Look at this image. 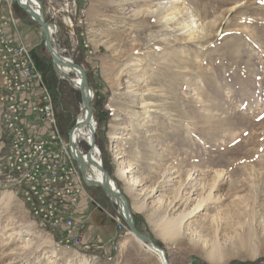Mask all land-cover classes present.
Instances as JSON below:
<instances>
[{
	"label": "rangeland",
	"instance_id": "rangeland-1",
	"mask_svg": "<svg viewBox=\"0 0 264 264\" xmlns=\"http://www.w3.org/2000/svg\"><path fill=\"white\" fill-rule=\"evenodd\" d=\"M41 1L47 19L59 25L53 30L62 54L81 61L95 87V155L109 163L169 263L170 254L182 264L192 257L198 264H264V0H80L84 21L73 26L52 19L49 0ZM11 14L49 74L59 127L68 138L82 113L80 92L50 66L41 27L15 0H0V16ZM111 132L122 138L113 141ZM3 139L0 120V158ZM79 140L87 151V139ZM129 166L136 172L120 179L118 169ZM218 173L225 179L213 187ZM134 177L138 183L130 186ZM88 189L102 207L86 203L73 215L85 242L93 241L88 215L98 212L115 226L108 212L118 208L101 187ZM175 193L181 199L168 206ZM191 211L177 236H164L163 219ZM61 239L0 177V264H161L130 230L111 256ZM211 250L226 260L210 261Z\"/></svg>",
	"mask_w": 264,
	"mask_h": 264
},
{
	"label": "built area",
	"instance_id": "built-area-1",
	"mask_svg": "<svg viewBox=\"0 0 264 264\" xmlns=\"http://www.w3.org/2000/svg\"><path fill=\"white\" fill-rule=\"evenodd\" d=\"M79 1L49 0L47 12L55 21L62 17L68 25L83 23L85 9ZM18 26L12 14L8 20L0 16V120L4 133L0 177L6 186L19 191L39 224L50 232H62V242L88 249L94 244L82 239L73 215L88 202L102 206L88 191L68 138L59 127L53 91ZM93 53L87 49L89 56ZM35 112L38 122L27 124L24 115ZM108 213L117 226L112 248L118 250L129 230L119 214ZM96 247L103 249L104 245Z\"/></svg>",
	"mask_w": 264,
	"mask_h": 264
},
{
	"label": "water",
	"instance_id": "water-1",
	"mask_svg": "<svg viewBox=\"0 0 264 264\" xmlns=\"http://www.w3.org/2000/svg\"><path fill=\"white\" fill-rule=\"evenodd\" d=\"M15 2L41 27L43 43L50 53V63L58 78L70 81L80 92L81 112L85 114V117L83 120H78L79 116L76 118L75 123L68 132V144L73 158L81 169L85 183L89 187H101L110 199L117 204L118 213L134 236L145 243L149 249L160 255L164 264H169L165 250L159 247L152 237L139 230L129 197L121 190L114 176L105 167L103 160L95 156L97 148H99L97 143V132L95 128L92 127L96 119V112L93 107L95 87L90 83L87 69L72 57L62 54V49L59 46L56 33L52 29L53 25L57 28H59V25L47 19L41 0H15ZM62 68H70L79 76V86H76L75 78L71 74L64 73ZM81 127H87L89 129L90 140L88 142L89 148L87 151H84L79 142L74 138L75 130ZM94 169L100 172V176L96 174ZM113 182H115L116 185L113 184Z\"/></svg>",
	"mask_w": 264,
	"mask_h": 264
},
{
	"label": "bare ground",
	"instance_id": "bare-ground-1",
	"mask_svg": "<svg viewBox=\"0 0 264 264\" xmlns=\"http://www.w3.org/2000/svg\"><path fill=\"white\" fill-rule=\"evenodd\" d=\"M37 4H38V2H37ZM55 26L53 25V27H52V29H55V28H57V27H55ZM54 31V30H53ZM62 70H63V72L64 73H68V74H70L69 73V71L70 70H72V69H70V68H62ZM73 71V70H72ZM75 80V84H76V86H79V83H78V80H79V76L77 77V78H75L74 79ZM117 87L116 86H113V89L115 90V93H117V89H116ZM146 102V101H145ZM123 103V102H122ZM149 103V102H148ZM143 106H145V104L143 103ZM146 107V106H145ZM137 116V115H136ZM85 117V114L84 113H81L80 115H79V117H78V120H83V118ZM115 120H119V118H116ZM97 126H98V122H97V119H95V122L93 123V128H95V130L97 131ZM131 128H133V127H131ZM114 132V131H113ZM113 132H111V139L114 141V140H116V139H119V138H122V136L121 135H116L115 133H113ZM82 137H85L86 139H87V141L89 142V140H90V133H89V129L87 128V127H81V128H77L76 130H75V132H74V138L78 141L79 139H81ZM78 142H80V140L78 141ZM99 147V146H98ZM98 152H100V148H97V153ZM96 156V155H95ZM99 159V158H98ZM135 169H136V167H133V166H129V167H126V168H120V169H118V171H117V175H118V177L121 179H128V178H130V176H129V173H134V172H136L135 171ZM95 170V172H96V174L97 175H99L100 176V172L97 170V169H94ZM226 174V173H225ZM221 176V174H217L216 175V179H215V181H214V183H213V187H216V186H218L219 185V183H220V181L223 179H225V176H223V178L220 180L219 178H221L220 177ZM214 177H215V175H214ZM137 179L138 178H136V177H134V178H132V183H128L130 186L132 185L133 186V184H136V182H137ZM220 181H219V180ZM138 183V182H137ZM113 184H115L116 185V183L115 182H113ZM218 184V185H217ZM129 185H128V187H127V189L128 190H131V187H129ZM193 187V185H191L190 186V188H192ZM190 188H187V187H185L184 189H183V191L185 190H189ZM154 191V190H153ZM157 191H159V189H157L156 190V192ZM155 192V193H156ZM154 193V194H155ZM180 195H181V191H180V193H179ZM179 194H177V193H175V195H173L172 197H170V199L168 200V206L169 205H173L174 204V202L178 199V200H180L181 198L179 197ZM182 194H183V192H182ZM12 192H7L6 193V195L5 196H7V197H9V198H11L12 197ZM182 197V196H181ZM211 197V192H210V194L208 195V197H204L201 201H199V203L196 205V207H195V210L196 209H198V208H200L203 204H204V202L205 201H207L209 198ZM175 205H176V203H175ZM191 213H193V211H191V212H189V213H180V215L179 216H177L176 218H173V217H167V218H165V219H163L162 220V222H161V224H160V227H161V229H162V231H163V234H164V236L166 235V237H168V238H174L175 236H177L180 232H181V227H182V223H183V221H184V219H185V217L189 214H191ZM130 233H131V235H133L134 236V234L130 231ZM135 237V236H134ZM138 239V238H137ZM140 242H142L140 239H138ZM126 241L127 240H125L124 241V243H126ZM47 242L50 244V243H53V241L50 239V238H48V240H47ZM143 243V242H142ZM143 244H145V243H143ZM146 245V244H145ZM147 246V245H146ZM148 247V246H147ZM150 251H152L154 254H156V256H157V258H158V260L161 262V264H164V262H163V259L161 258V256L160 255H158L156 252H154L153 250H151V249H149ZM221 253L222 252H219L218 250L216 251V250H211L210 251V253H208V257H209V260L210 261H212V262H214V263H222L221 261H225L226 259H225V257H224V254L223 255H221ZM166 256H167V253H166ZM167 258H168V256H167ZM225 259V260H224ZM13 263V262H12ZM168 263H169V261H168ZM170 264V263H169Z\"/></svg>",
	"mask_w": 264,
	"mask_h": 264
},
{
	"label": "crops",
	"instance_id": "crops-1",
	"mask_svg": "<svg viewBox=\"0 0 264 264\" xmlns=\"http://www.w3.org/2000/svg\"><path fill=\"white\" fill-rule=\"evenodd\" d=\"M22 35H23V33H22ZM48 75H49L48 73L45 75L47 81L49 80ZM58 105H59V102L56 99V106H58ZM37 119H38V115L36 112L35 113H27L24 115V121L30 125H32V123H34V121L38 122ZM88 191H89V193L91 192L89 189H88ZM87 218L88 219H87V225L86 226L88 228V231L90 232V236L93 237L92 242H93L94 246H97L99 243H103L104 247H103V249H101V252H103L105 255L106 254L108 255V250H110L109 256H111L112 252H113L112 241L116 238V236L118 234L116 224L114 226L110 221L103 220L100 215L98 216V212H94V214L88 215ZM110 228L112 229L111 230L112 233L105 236L104 232H108ZM88 241H90V240H88ZM169 258H170L171 264H182L179 260H176V259H173L172 257H170V254H169ZM189 263L190 264H198V259L196 257H192L190 259Z\"/></svg>",
	"mask_w": 264,
	"mask_h": 264
},
{
	"label": "trees",
	"instance_id": "trees-1",
	"mask_svg": "<svg viewBox=\"0 0 264 264\" xmlns=\"http://www.w3.org/2000/svg\"><path fill=\"white\" fill-rule=\"evenodd\" d=\"M39 26V25H38ZM40 27V26H39ZM36 57V56H35ZM80 64H82V62L81 61H78ZM38 65H39V63H38ZM50 66H51V64H50ZM40 67V66H39ZM52 67V66H51ZM41 68V67H40ZM89 74V73H88ZM91 78V76H90V74H89V79ZM75 123V120H72V123H71V126L73 125ZM87 143V148H89V143L88 142H86ZM99 146V145H98ZM87 148H86V150H87ZM100 148V147H99ZM104 164H105V166H106V168H108L110 171H111V174H113V170L111 169V166L109 165V163L104 159ZM109 201H110V199H108ZM110 203H113V202H110ZM114 204V203H113ZM116 209V208H115ZM118 209V208H117ZM116 209V210H117ZM115 214H118V210L117 211H115ZM134 216H135V221H136V224H137V227L139 228V230L142 232V233H144V234H146V235H149L150 236V234H148V232L142 227V225H141V223H140V221H139V216H138V214H134ZM156 242V244L159 246V247H161V248H163V246L160 244V243H158L157 241H155Z\"/></svg>",
	"mask_w": 264,
	"mask_h": 264
}]
</instances>
